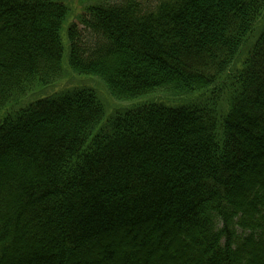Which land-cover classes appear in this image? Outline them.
I'll return each mask as SVG.
<instances>
[{
	"label": "trees",
	"instance_id": "obj_1",
	"mask_svg": "<svg viewBox=\"0 0 264 264\" xmlns=\"http://www.w3.org/2000/svg\"><path fill=\"white\" fill-rule=\"evenodd\" d=\"M78 6L0 0V264H264V0ZM65 23L72 73L141 104L16 108L61 77Z\"/></svg>",
	"mask_w": 264,
	"mask_h": 264
},
{
	"label": "rangeland",
	"instance_id": "obj_2",
	"mask_svg": "<svg viewBox=\"0 0 264 264\" xmlns=\"http://www.w3.org/2000/svg\"><path fill=\"white\" fill-rule=\"evenodd\" d=\"M67 3L69 4V7H71L70 15L68 21L73 23V21L77 20V16L81 12L80 7L78 6V0H67ZM262 23H259L258 28L261 26ZM66 27L67 23H65L62 27V32H61V40L63 42V57H62V66H61V77L57 80H55L53 83H48V85H38L32 93V95H27V97L22 101L21 104H19L16 108L20 109L22 106H25L27 103L32 102L33 100L37 99H43L44 97L51 96L52 94L60 91H65V90H71L76 87H89L93 89L100 97L102 104H104V115L105 118L107 119L112 112L120 109H128L131 108L133 105H138L141 104L142 100H134L131 102H124V101H114L108 93H106V90L104 88V85L102 82H99L98 79L89 77V76H79L76 73H72L68 66L67 62V56H68V40L66 39ZM79 29V28H78ZM82 31V36L83 39H86L87 41H91V38L89 37V32L86 31L85 29H80ZM259 29H257L258 32ZM250 44V41H249ZM157 99L158 101H164L165 98L161 99L158 97H163L165 93L160 94L158 93ZM153 98V97H152ZM151 99V98H150ZM161 99V100H160ZM171 102V101H170Z\"/></svg>",
	"mask_w": 264,
	"mask_h": 264
}]
</instances>
